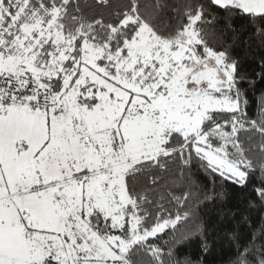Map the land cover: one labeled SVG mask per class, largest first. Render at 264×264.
<instances>
[{
  "label": "snow or ice",
  "instance_id": "snow-or-ice-1",
  "mask_svg": "<svg viewBox=\"0 0 264 264\" xmlns=\"http://www.w3.org/2000/svg\"><path fill=\"white\" fill-rule=\"evenodd\" d=\"M233 14L264 41V0H0V264H196L194 169L264 205ZM231 239L264 264V230Z\"/></svg>",
  "mask_w": 264,
  "mask_h": 264
},
{
  "label": "trees",
  "instance_id": "trees-1",
  "mask_svg": "<svg viewBox=\"0 0 264 264\" xmlns=\"http://www.w3.org/2000/svg\"><path fill=\"white\" fill-rule=\"evenodd\" d=\"M94 0H88L93 3ZM224 29V42L230 45L232 54L242 61L241 91L247 99V112L250 118L255 119L261 112L264 101V80L259 74L262 69L259 59L264 55V41L254 34L249 18L233 14L230 18L221 17L217 25ZM255 72L258 75L253 76ZM199 182L210 191L221 195L213 199L198 202V221L189 225L179 226L180 232L193 228L197 222L202 223L206 231L198 235L195 231L183 241L180 251L191 257L196 264H230L235 257L236 243L232 236H238L239 242H247L258 237L264 230V205L258 201L250 202V188L241 189L231 183L216 180L203 170L194 169ZM255 179H260L259 173ZM168 237H165L167 239ZM209 246L208 252L202 251V244Z\"/></svg>",
  "mask_w": 264,
  "mask_h": 264
}]
</instances>
